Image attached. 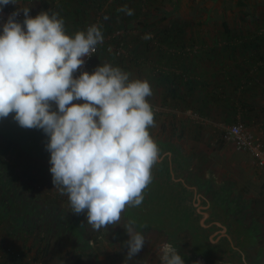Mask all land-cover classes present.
<instances>
[{
    "label": "rangeland",
    "instance_id": "374dc122",
    "mask_svg": "<svg viewBox=\"0 0 264 264\" xmlns=\"http://www.w3.org/2000/svg\"><path fill=\"white\" fill-rule=\"evenodd\" d=\"M111 1L108 0L101 10L87 6L77 12L76 1L68 0V6L57 14L64 20L69 36L86 31V28L80 29L85 24L100 27L101 23L113 30H102L105 41L114 34L123 37L128 34L129 38H125L129 42L128 49L122 50L127 61L125 65L131 66L135 59L145 57L142 60L147 66L133 71L126 68L124 72L131 80H137L139 75L145 77L149 68L154 73L150 72L153 94L148 102L158 116H155V123L149 129L159 155L151 169V182L143 190V201L138 206H126L117 225L94 230L87 224L86 213H73L68 196L54 188L50 153L46 150L48 137L43 130L20 127L13 119L15 113H11L0 120V264H10V251L23 256L26 264H75L79 260V264H111L114 259L119 260L118 264H124L128 251L126 241L129 239L125 228L130 224L146 237L147 242L127 264H161L160 247L163 243H171L183 256L185 264H220V261L227 260L216 258L215 262L211 257L209 261L201 254V248L209 245L208 234L201 236L196 233L201 217L209 214L206 210L210 204L213 211L223 213L226 218L233 214V219L255 228L260 234L259 239L264 237V170L257 167L254 157L238 152L227 139L230 126L222 121L224 108L221 103L216 104V99L213 100L218 94L214 93L215 97L204 94V89L212 94L213 81L229 72V80L224 87L226 95L238 107L242 103L255 105L251 119H245L241 114L239 123L256 137L264 139V75L260 78L261 85L252 84L247 87L248 90L244 87L262 64L264 50H238L230 57L234 44L240 42L223 37L226 25L230 30H243L246 35L256 31V39H261L264 35V0H155L154 5L148 6L147 12L138 9L139 0H129L127 5L120 2L111 5ZM61 2L18 0V5L9 4L4 9L10 7L17 10L21 7L23 22L22 8H30L29 15L34 18L45 11L55 13L53 10L58 9ZM127 10H131L132 14L129 15ZM181 28L187 32L186 44L192 43L193 36L200 38V43L193 50L185 51L187 55L171 59L173 55L170 53L177 52L175 47H170L169 51L160 42L165 36L171 43L172 37ZM149 45L151 49L144 52ZM109 52L100 53L96 58L99 63L95 59L96 68L101 65L102 59L110 62L118 60H111L112 51ZM254 58L257 59L255 68ZM181 59L182 62L178 63ZM103 64L109 63L104 61ZM223 64L228 65L227 72H219ZM188 68H191L190 74ZM163 71L183 75L188 84L166 80L161 73ZM78 73L74 75L79 76ZM165 97L168 105L162 106L161 101ZM209 99H212L210 104ZM171 104L180 107L172 108ZM52 106L55 110L54 102ZM210 110V118L201 116ZM189 119L197 123L191 124ZM174 122L179 128L173 133L170 130ZM199 122L205 124L204 129L196 126ZM180 124H186L185 138L180 137L183 134ZM163 125L165 130L161 132ZM167 139L171 141L167 143ZM6 148H9L8 152ZM202 158L207 160L203 168L200 167ZM4 162L16 168L14 178H9ZM173 170L176 179L185 180L197 192V197L192 191L190 195L184 191L183 195H179L182 200L178 211L183 204L185 215H181L177 222H170L169 216L165 215L164 209L172 203L166 199L167 192L161 191L162 197H159L157 187L161 183L162 188L172 184ZM195 198L201 201H194ZM160 199L164 203H160ZM196 209L203 212L200 218L195 214ZM215 212L211 213L215 216ZM258 213L263 215L255 222L253 219L258 218ZM97 236L98 243H95ZM47 244L49 248L46 250ZM119 252L121 257L116 255ZM82 255L86 257L82 258Z\"/></svg>",
    "mask_w": 264,
    "mask_h": 264
},
{
    "label": "clouds",
    "instance_id": "9594fccd",
    "mask_svg": "<svg viewBox=\"0 0 264 264\" xmlns=\"http://www.w3.org/2000/svg\"><path fill=\"white\" fill-rule=\"evenodd\" d=\"M9 4L18 0H0V13ZM20 10L0 25V120L15 113L20 127L43 130L54 188L68 196L73 213H86L97 231L117 225L126 206L142 203L158 159L149 132L152 88L110 64L75 76L103 42L100 27L69 36L57 13L33 18L30 8H22L21 23ZM125 229L127 264L147 240L131 224ZM160 252L161 264H185L171 243H163Z\"/></svg>",
    "mask_w": 264,
    "mask_h": 264
},
{
    "label": "trees",
    "instance_id": "16d2710c",
    "mask_svg": "<svg viewBox=\"0 0 264 264\" xmlns=\"http://www.w3.org/2000/svg\"><path fill=\"white\" fill-rule=\"evenodd\" d=\"M67 1L68 0H66V1L62 0L61 4L59 3V6H58L59 8L58 9H54L53 12L54 11H55V13L62 12L63 11L62 8L68 6V2ZM75 1H76L75 9L78 12V11L81 10V8H85L87 6L93 7V9L96 8L98 10H101L102 8H104V5H105V3H107L108 0H75ZM100 1H102V2H100ZM127 1H129V0H112L111 1L112 2L111 5H116V4H118V2H120L121 5H125V4L127 5ZM133 1L135 2V0H133ZM154 4H155V0H139L137 6H138V9L139 10L145 9V12H147L148 11V6H152ZM240 4L242 5L243 2H240ZM69 6H70V3H69ZM130 8L133 9L132 7H130ZM6 9L10 10L12 8L7 7ZM133 17L134 16H132V17L129 16V18H133ZM146 17H148V16H146ZM79 23H80V20L78 19L77 20V24H79ZM88 27H89V24H88V26H87V24H85V27L84 28H80V29H85V28L87 29ZM147 27H150V26L147 24ZM69 29H72V28H69ZM100 29H101V31L104 30L106 32L113 31L112 29H109V27H108L107 24H104V23H101L100 24ZM255 32L256 31H253V32L250 31L249 34L246 35L243 30H239V31L230 30V28L225 25L223 37L226 38L227 40L230 39L232 42L233 41L234 42H240V43H235L234 44V46H233V52H232V54H230V57H232L233 55H236V53H237L238 50H241L240 52H243V51H253L254 49L255 50L256 49L257 50H264V46H263V43H262V42H264V35L260 37L261 39H256L257 36H255V34H256ZM163 34H161V35H163ZM115 35L116 34H114L113 37H110L107 41H105V39H103V42L100 43V44H98L96 46L97 51H96V53L94 55L93 64H92V71L94 72L95 69H96L95 64H97V63H94V61L100 55V53L109 52V51H112L111 52L112 55L109 54V55H111L110 56L111 60L112 59H118V60L116 62L115 61L114 62L113 61L110 62L107 59H102L101 60V65H104L103 64L104 61H107V63H109L113 67H119V66H121L119 68L122 71H124V69H126V68H129V71L131 69L133 71L136 68L137 69L140 68L141 66H145L146 67L147 64L145 63L144 60H142V59H145V57H143L141 59H139V58L138 59H135L134 61H132L131 66L125 65V63H127V61H125V59H124L125 57L123 56L124 54H122L123 53L122 50H124V49L127 48V44L129 45V42H127V40H125L126 36H128L127 38H129V35L127 34V35H125V37H123V35H121V34L116 35V36ZM195 37L196 36H193L191 38V40L193 39L191 44H186L185 43V39H187V32L181 28L180 31L177 32L172 37V42L171 43H168L169 38L164 36L163 37L164 39L160 42V45L161 46L164 45V47L167 48L169 51H170V49H169L170 47H175V51H177V52L170 53V54L173 55L170 58L171 59L173 57L179 58L183 54L187 55V53H185V51H187V50H193L200 43V40H199L200 38H195ZM257 43H259V44H257ZM119 47H122V48H119ZM111 48H113V49H111ZM150 49H151V47L149 45V47H146L145 48L144 52H148ZM164 52H166V51H164ZM202 52H203V50H202ZM261 58H262L261 59L262 64L259 65L255 69L254 75H251L250 76L251 78H249L250 81L248 82V85L249 86L248 85L244 86L245 89H247V87H250V85H252V84H258V83L260 85L262 84V81L260 80V78H261L262 75H264V55H262ZM253 60H254L253 61V64L254 63H257V59L254 58ZM96 61H97V59H96ZM181 62H182V59L178 63H181ZM255 66H256V64L253 65L254 68H255ZM147 69H148V67L146 68V70ZM227 69H228V65L227 64H223V66L219 69V72H221V71L227 72ZM153 71H154V69H153ZM147 72H148V76L149 77L152 74H154L151 71L150 68H149V71L147 70ZM187 72L190 74L191 73V68H188L187 69ZM161 73H162V75H164V78L166 80H168V81L176 82L178 80L179 82H182V83L186 82V84H188V80L186 81V79H185V77L183 75H178L175 72H171L170 73V72H164L163 71ZM228 73L226 75H222L221 76V79H218V80L213 81V83H214L213 91L214 92L212 94L211 93H208L206 89H204V94H207V97H209V95H212V97H215V94H218V96L215 97L213 100L216 99L215 100L216 104L221 103V106H223V108H224L223 113L225 115H224L222 121L227 126H232L234 124H239L238 119L241 117V114L243 115V118H245V119H251L250 115L253 114L254 109H255V105H251L250 106L249 104L242 103L241 107H238L237 104H236V102H234L230 98L229 95H226L225 90H224V87H225V84L229 80V74ZM78 74L80 75V72ZM140 74H141V72H140ZM190 83H191V81H189V84ZM222 89H223V91H221ZM262 94L264 95V89L262 91ZM174 96H176V95H174ZM166 100H167V97L164 98V101H161L162 106L163 105H168ZM209 101L210 102H208V103L210 104L211 101H212V99H209ZM170 107L176 108V107H180V106L177 105V104H171ZM196 113L199 114V112H197V111H196ZM210 113H211V110L208 111V113L206 115L205 114H201V116L202 117H209L210 118L211 117V114ZM156 115L158 116V114H156L154 112V123H155V118H156L155 116ZM189 120H190V123L191 124L197 123L195 120L194 121L192 119H189ZM199 123L200 124H196V126L199 129H202V128L204 129L205 128V124L203 122H199ZM188 124H189V122H188ZM171 125H172V129L170 131H172L174 133L175 130L179 128V126L175 122L172 123ZM180 126H181V130H182V133H183V134H181L180 137L185 138L184 129L186 127V124H180ZM160 130H161V132H163L165 130V125H163V127ZM150 131H151V129H149V132ZM170 137H172V136L170 135ZM261 139H263V138L261 137ZM165 141L167 143H169L171 140L170 139H167ZM8 151H9V148H6V152H8ZM206 162H207V160L205 158H202V161H200V167L203 168V166L205 165ZM4 163H5V166H6V170L9 171L8 172L9 178H11V179L14 178V175L16 174V168L12 164H9L8 162H4ZM249 229L251 230V229H254V228H252V226H251V228L249 227ZM254 234H257V232L255 231ZM95 243H98V236L95 239ZM48 248H49V245L47 244V246H46L45 249L47 250ZM8 254L10 255V259H9L10 264H26L23 256H21L20 254L15 255L14 252L12 254V251L8 252ZM116 255H117V257H121L120 252L117 253ZM84 257H86V256L82 255V258H84ZM80 261L81 260H79L75 264H79ZM118 262H119V260L114 259V260H112L111 264H118Z\"/></svg>",
    "mask_w": 264,
    "mask_h": 264
},
{
    "label": "crops",
    "instance_id": "0c3cea01",
    "mask_svg": "<svg viewBox=\"0 0 264 264\" xmlns=\"http://www.w3.org/2000/svg\"><path fill=\"white\" fill-rule=\"evenodd\" d=\"M138 80H146L151 87L153 86V78L151 76L149 77L148 74L145 77L139 75ZM157 85L160 86L159 83H157ZM174 174L173 170L171 172L172 184L164 186L165 188H162V183L157 186L159 188V197H162L161 191L163 193L167 192L166 199L168 202L172 203L167 204L168 207L164 209V213L166 216H169L170 222H177L180 220L181 215H185L183 204L181 210L178 211L182 200L179 199V195H183V191L185 194L189 192V195L192 191L195 197H197L196 188L190 186L181 178L176 179ZM197 200L201 201L197 198L194 199V201ZM187 201H185V203ZM159 202L164 203V200L160 199ZM210 205H207L206 210L209 211V214H204L203 217L200 215V213L203 212L198 209L195 210L196 216H198V218L201 217L199 220V229L196 230V233L201 236L203 234H208L209 245L201 248L203 251L201 254L209 258V261L211 257H214L215 262L219 258L227 260L225 262L220 261V264H264V237L259 239L260 234H254L256 231L255 228L250 230L249 227L243 225L241 221L233 219V214L231 215L229 213L230 218L224 217L223 213L215 209L216 205L213 206L216 212L212 210ZM185 208H187V206H185ZM211 212H215V216ZM262 215V213H258V218H254L255 222L259 220ZM186 216H189V214ZM210 219H212L211 223H209ZM189 232L192 234L190 228ZM234 256L236 257L234 258Z\"/></svg>",
    "mask_w": 264,
    "mask_h": 264
},
{
    "label": "built area",
    "instance_id": "2783aa9c",
    "mask_svg": "<svg viewBox=\"0 0 264 264\" xmlns=\"http://www.w3.org/2000/svg\"><path fill=\"white\" fill-rule=\"evenodd\" d=\"M15 11L16 10L14 9H4L3 12L0 13V25H3V23L7 21L9 15H11ZM16 19L18 20V22H21L20 14ZM94 55L85 58V63L81 66L78 72L81 73L83 71H87L89 73H93L92 64ZM227 139L232 142L234 148L238 152H243L248 154L249 156L254 157L258 168L264 170V140L259 137H256L250 131L246 130L241 125V123L234 124L228 128Z\"/></svg>",
    "mask_w": 264,
    "mask_h": 264
}]
</instances>
